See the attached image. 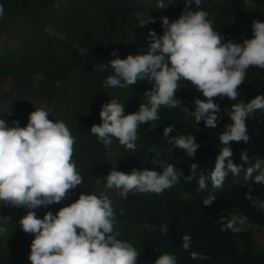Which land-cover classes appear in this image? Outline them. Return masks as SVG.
<instances>
[{"label": "trees", "instance_id": "1", "mask_svg": "<svg viewBox=\"0 0 264 264\" xmlns=\"http://www.w3.org/2000/svg\"><path fill=\"white\" fill-rule=\"evenodd\" d=\"M184 3L173 0L175 6L160 9L157 0H0L4 5L0 34L7 35L5 42L0 41V103L4 111H0V119L7 120L5 112H11L20 126H26L30 112L37 107L30 103H42L52 107L50 119H64L77 136L74 159L84 183L70 190L60 203L35 209L38 218L49 211L55 215L82 192L98 194L113 167L126 173L133 168L162 171L161 162H170L184 175L163 194L130 192L125 200L109 190L117 214L114 232L137 248L136 264H154L165 253L175 254L179 264H264V235L256 240L253 234L257 227L264 230V185L256 184L264 172L257 173L251 182L247 179L248 171L264 163V114L248 124L250 146L232 144L234 162L244 169L241 177L229 173L218 189L211 181L203 190L197 183L201 172L211 170L214 164L220 148L218 136L224 125L231 123L232 104L264 97V71L255 67L248 70L238 87L237 101L214 98L222 110L216 129L185 118L183 108L194 110L196 96L203 98L186 81L177 93L183 105L163 108L155 129L141 126L136 151L125 150L115 140L105 147L89 133L93 124L100 123L104 103L117 98L127 104L126 113L135 111L151 87L147 81H138L125 89L104 88L103 81L114 74L110 61L116 56L112 52L116 50L121 59L145 53L149 31L163 34L159 18H178ZM202 6L225 41L243 43L252 37L253 21L264 22V0H205ZM7 80L12 85L5 92L2 84ZM168 124L175 126L171 136L187 132L197 136L201 147L194 158L167 144L163 130ZM245 156L251 164H244ZM192 163L199 166L196 179L189 180ZM209 195L216 199L211 206H204L202 201ZM31 210L0 201V264H31L30 245L35 234L24 232L20 225ZM237 214L247 217L250 228L239 229L240 235L225 234L223 229ZM163 225H167V233L161 232ZM185 234L193 239L189 251L182 247ZM191 251L203 258L191 259Z\"/></svg>", "mask_w": 264, "mask_h": 264}, {"label": "clouds", "instance_id": "2", "mask_svg": "<svg viewBox=\"0 0 264 264\" xmlns=\"http://www.w3.org/2000/svg\"><path fill=\"white\" fill-rule=\"evenodd\" d=\"M203 3L205 0H185L178 18L170 21L167 16L160 17L163 34L149 31L145 53L129 54L121 59L116 50L112 52L116 56L110 61L114 74L103 81L104 88L125 89L138 81H147L151 87L144 93L145 102L135 111L126 113L127 104L117 98L101 106L100 123L93 124L89 130L99 143L110 147L115 140L125 150L136 151L141 126L150 125L149 130L155 129L163 108L171 110L183 105L177 93L181 83L186 81H190L203 98L196 96L194 110L183 108L185 118L194 120L197 125L203 121L206 128L216 129L222 110L214 98L237 101L238 87L244 83L248 70L255 67L264 71V22L254 20L252 37L243 43L225 41L214 30ZM170 5L175 6L173 0L167 3L157 0L160 9ZM3 16L4 5L0 4V18ZM151 22L155 23L156 19ZM0 41L3 42L1 36ZM11 85V80L5 81L3 91H10ZM30 104L37 107L30 112L26 126H20L11 112H5L7 120L0 119V201L32 209L20 220L24 232L35 234L30 245L31 264H136L137 248L114 232L117 214L109 190H115L125 200L130 192L160 195L180 182L183 171L165 161L161 162L162 171L133 168L126 173L113 167L98 194L82 192L55 215L49 211L42 219L38 218L35 209L60 203L70 190L84 183V178L74 159L77 136L72 129L64 119H50L52 107L37 102ZM0 111L4 112L1 103ZM260 114H264V97L232 104L231 123L224 125L218 136L220 148L211 170L199 175V189H206L208 181L213 188H221L229 173L237 179L241 177L244 169L234 162L232 144H252L248 124ZM174 127L168 124L164 128V140L194 158L201 147L197 136L190 132L171 136ZM243 162L251 164L247 156ZM198 166L191 164L189 180L196 179ZM260 172H264V163L247 172L248 181ZM256 184L264 185V176L257 179ZM215 199L214 195H209L202 204L211 206ZM250 226L246 216L237 214L223 231L240 235L239 229ZM160 230L167 233V225ZM182 240L183 249L189 251L193 243L191 234L183 235ZM190 257L203 258L197 251H191ZM150 258L153 257L147 259ZM154 264L179 262L175 254L165 253Z\"/></svg>", "mask_w": 264, "mask_h": 264}, {"label": "rangeland", "instance_id": "3", "mask_svg": "<svg viewBox=\"0 0 264 264\" xmlns=\"http://www.w3.org/2000/svg\"><path fill=\"white\" fill-rule=\"evenodd\" d=\"M1 40L4 42V41H6L7 40V35H6V33H2L1 35ZM264 208V207H263ZM241 222H245V220L243 219V218H241V217H239L238 218ZM260 230H263V229H260V228H256V230L253 232V234H254V238L256 239V240H258L259 239V237L261 236V235H264V230L263 231H260Z\"/></svg>", "mask_w": 264, "mask_h": 264}]
</instances>
